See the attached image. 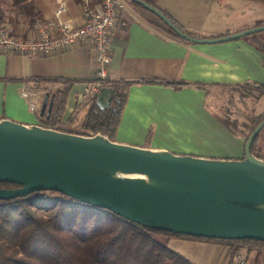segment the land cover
<instances>
[{
	"label": "crops",
	"instance_id": "0c3cea01",
	"mask_svg": "<svg viewBox=\"0 0 264 264\" xmlns=\"http://www.w3.org/2000/svg\"><path fill=\"white\" fill-rule=\"evenodd\" d=\"M33 1L42 19L55 18L56 0ZM154 1L192 36L215 38L264 25V0ZM83 4L84 0H66L63 17L74 26L84 24ZM126 6V25L114 30L111 62L106 67L107 82L127 83L112 140L178 154L243 158L247 138L231 132L221 115L210 110L208 99L212 89L264 84V51L254 39L257 35L264 40V31L221 42H186L160 30L156 24L161 19L147 8L127 1ZM212 6L216 9L209 15L206 10ZM23 34L28 37L34 32ZM98 66V53L90 42L49 55L0 52V118L43 125L38 117L41 104L32 111L22 89L35 80L50 87L68 83L58 126L86 134L83 123L89 105L80 101V95L97 78ZM253 103L241 131L248 132L253 116L264 112L257 109V99ZM172 241L185 245L193 254L185 256L197 264H233L230 248L222 242L172 237L170 245ZM261 255L251 254L254 259L249 264Z\"/></svg>",
	"mask_w": 264,
	"mask_h": 264
},
{
	"label": "water",
	"instance_id": "95a60500",
	"mask_svg": "<svg viewBox=\"0 0 264 264\" xmlns=\"http://www.w3.org/2000/svg\"><path fill=\"white\" fill-rule=\"evenodd\" d=\"M156 14L192 43L221 42L264 31V25L202 38L182 30L158 7L129 0ZM113 90L103 87L105 107ZM45 96L40 113H45ZM264 119L245 142L244 157L211 158L155 150L110 139L0 118V200L56 190L130 221L196 238L264 241V159L252 145Z\"/></svg>",
	"mask_w": 264,
	"mask_h": 264
},
{
	"label": "trees",
	"instance_id": "16d2710c",
	"mask_svg": "<svg viewBox=\"0 0 264 264\" xmlns=\"http://www.w3.org/2000/svg\"><path fill=\"white\" fill-rule=\"evenodd\" d=\"M145 1L158 7L183 30L154 0ZM19 17H23L25 21L22 22L30 29L34 21L41 18L33 0H0V28L10 26L14 35L24 37L23 33L18 32L22 23ZM156 25L170 36L190 42L177 35L163 21ZM254 39L264 51V40L257 35H254ZM247 86L259 90L256 99L264 96V84ZM30 87L43 90V100L48 96L45 113L42 115L40 110L38 113L43 126L66 131L58 124L62 121L69 84L50 87L35 80ZM103 87L113 90L111 101L101 107L98 103L99 92L90 96L84 103L89 108L83 128L86 135L102 133L113 139L126 100L127 83L104 82L101 89ZM219 119L236 134L232 123L221 116ZM263 119L264 112L253 116L248 133ZM249 134L243 135L247 138ZM257 138L252 152L264 159V154H260L256 148ZM16 186L0 183V187ZM172 237L196 238L141 225L56 190L36 191L27 196L0 200V264H197L169 246ZM209 240L228 245L230 262L233 264L241 257L249 264L254 259L251 254L264 252V241L261 240Z\"/></svg>",
	"mask_w": 264,
	"mask_h": 264
},
{
	"label": "built area",
	"instance_id": "2783aa9c",
	"mask_svg": "<svg viewBox=\"0 0 264 264\" xmlns=\"http://www.w3.org/2000/svg\"><path fill=\"white\" fill-rule=\"evenodd\" d=\"M55 18L45 20L37 18L33 24V36L14 35L10 26L0 28V52L12 51L23 56L49 55L69 49L82 42H90L98 53L97 78L88 83L80 101L85 102L90 96L98 93L106 81V67L111 62V46L114 30L126 25L124 19L127 10L125 0H101L92 5L84 0L83 13L85 23L74 26L63 17L67 9L66 0H56ZM56 35H52L53 31ZM44 91L33 87H24L22 95L28 100L32 111H37L43 102ZM234 264H247L244 258H238Z\"/></svg>",
	"mask_w": 264,
	"mask_h": 264
},
{
	"label": "rangeland",
	"instance_id": "374dc122",
	"mask_svg": "<svg viewBox=\"0 0 264 264\" xmlns=\"http://www.w3.org/2000/svg\"><path fill=\"white\" fill-rule=\"evenodd\" d=\"M195 8L198 5L194 4ZM216 6H212L207 8L206 12L210 13L209 15L213 14L212 10L216 9ZM199 6L200 10L203 8ZM217 13V11H216ZM20 21H25L23 17H19ZM7 25V24H5ZM24 23H20L18 27V32L24 33L30 30V28ZM259 94V90L253 86L247 87H239L236 90H232L231 88L225 89H212L210 90V96L208 99V104L210 110L213 112L221 115L224 120L229 121L234 125V129L236 130V134H249L247 131H241L244 129L243 122L246 123V120L250 116L251 108L254 105V99H256L257 95ZM257 109L264 111V96H261L257 99ZM245 119V120H244ZM237 120V124H235ZM256 148L260 154H264V127L260 131L257 141H256ZM169 246L175 250L180 252L181 254L185 255H193L189 250L186 248L185 245L178 244L176 241H172L171 245ZM264 262V252L260 257H256L253 264H263Z\"/></svg>",
	"mask_w": 264,
	"mask_h": 264
}]
</instances>
